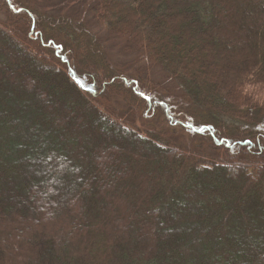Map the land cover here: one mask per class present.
Returning <instances> with one entry per match:
<instances>
[{
  "label": "trees",
  "instance_id": "16d2710c",
  "mask_svg": "<svg viewBox=\"0 0 264 264\" xmlns=\"http://www.w3.org/2000/svg\"><path fill=\"white\" fill-rule=\"evenodd\" d=\"M36 1L0 0V264H264V0Z\"/></svg>",
  "mask_w": 264,
  "mask_h": 264
},
{
  "label": "rangeland",
  "instance_id": "374dc122",
  "mask_svg": "<svg viewBox=\"0 0 264 264\" xmlns=\"http://www.w3.org/2000/svg\"><path fill=\"white\" fill-rule=\"evenodd\" d=\"M19 1L21 3H26V0H19ZM46 3L47 0H38L36 1L37 4L36 7L37 8L43 7L45 6ZM0 17L3 18L1 13H0ZM103 26L104 25L101 23H96L95 26L93 25V28L98 33V35L105 36L103 35L104 34ZM123 44H124V40L122 39L113 38V37H108L106 39L107 51L110 54L112 60H116L117 63L124 68H128V65L131 66L130 70H132V68L134 67H139L146 73L148 77H151L154 80L164 81L171 93H174L177 90L175 84L172 81L167 80L166 76L155 64L149 65V63L147 62L143 63L142 61L141 64L140 61L135 57L136 54L134 50L129 51L128 54L124 53L122 51ZM120 62L123 65L120 64Z\"/></svg>",
  "mask_w": 264,
  "mask_h": 264
}]
</instances>
